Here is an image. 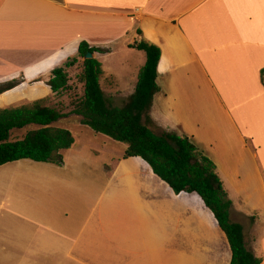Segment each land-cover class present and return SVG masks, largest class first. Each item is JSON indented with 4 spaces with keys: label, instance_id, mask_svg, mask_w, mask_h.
Instances as JSON below:
<instances>
[{
    "label": "crops",
    "instance_id": "obj_1",
    "mask_svg": "<svg viewBox=\"0 0 264 264\" xmlns=\"http://www.w3.org/2000/svg\"><path fill=\"white\" fill-rule=\"evenodd\" d=\"M142 39L161 52L150 130L186 136L214 163L231 221L254 218L245 244L257 257L264 175L248 122L220 89L264 95V0H0V87L18 82L0 93V109L52 96L51 72L81 42L108 51L94 58L119 46L120 67L105 74L102 65V76L115 95L130 97L145 54L129 46ZM80 148L74 139L63 164H47L33 186L23 160L0 167V264H210L222 241L231 257L197 194L176 195L141 158L124 159L125 150L94 163L77 161Z\"/></svg>",
    "mask_w": 264,
    "mask_h": 264
},
{
    "label": "trees",
    "instance_id": "obj_2",
    "mask_svg": "<svg viewBox=\"0 0 264 264\" xmlns=\"http://www.w3.org/2000/svg\"><path fill=\"white\" fill-rule=\"evenodd\" d=\"M140 35V31H137ZM129 48L145 54V64L139 70L133 94L122 107H114L103 92L100 79L101 64L96 58L84 59L87 53L104 54L107 50L90 47L81 42L77 55L69 58L62 67L51 72L47 85L54 95L68 89L67 70L82 59L81 81L83 93L69 115L78 116L82 126L113 142L127 146L123 158L139 157L151 168L154 175L176 194H197L213 214L219 229L225 235L230 252L229 264H262V260L247 249L243 226L232 222V201L216 173L214 163L186 136L174 133L154 134L149 126V111L159 87L157 66L160 49L145 40ZM264 69L261 70V76ZM13 81L0 87V93L17 86ZM66 115L55 108L35 102L30 106L0 109V167L17 161L63 164L64 151L72 148L74 138L70 131L53 125ZM28 127L22 139L11 140V133Z\"/></svg>",
    "mask_w": 264,
    "mask_h": 264
},
{
    "label": "rangeland",
    "instance_id": "obj_3",
    "mask_svg": "<svg viewBox=\"0 0 264 264\" xmlns=\"http://www.w3.org/2000/svg\"><path fill=\"white\" fill-rule=\"evenodd\" d=\"M115 55L113 56H97V60L100 62L101 66L103 65L105 74L111 68H118L120 64L118 62L119 59L124 57L119 49V46L115 47ZM82 59L79 60L78 64L74 67L67 70L68 73V89L66 91L60 92L58 95H53L44 97L34 102L19 104L17 107L21 106H30L35 102H39L41 106L55 108L59 110L61 113L65 114L66 117L59 120L53 126L56 128L67 129L71 132L72 136L76 141V146H81L77 161L85 160L88 162L100 163L109 159L110 155H119L126 150L127 146L125 144L112 142L109 138L102 136L100 134H96L84 127L80 123V118L78 116L69 115V113L73 109V105L77 103L82 97L83 93V84L81 81V72H82ZM134 61H132V64ZM101 88H103L107 97L113 99L114 106H123L128 100V92H124L122 89L121 92L124 93H113L114 89L110 86V78L106 76L101 77ZM262 82L264 84V75L262 78ZM223 93V96L228 99L227 106L232 109L233 114L238 117H243L245 121H247V127L249 124V128L244 129L245 132H252L251 134L246 135V138L249 139L251 144L258 149L257 156L258 162L261 166L263 175H264V95L259 97L258 95L251 94L247 89H220ZM232 90V91H231ZM131 94V93H130ZM15 107V108H17ZM256 127V128H254ZM33 129V127H28L19 131H14L11 133V140H19L24 137V135ZM109 143L113 145V147H109ZM73 152H66L64 155L67 160L71 159L73 156ZM238 154V152H237ZM74 157V156H73ZM75 158V157H74ZM24 161V162H23ZM21 162V166L25 167L24 175H27L31 178L38 176L39 173L47 170V164L44 163H36L29 160H23ZM14 163V162H13ZM17 164H13L12 166H16ZM27 172V173H26ZM32 182V186H33ZM238 196V195H237ZM235 202L238 204L237 200ZM250 206H248L245 210L246 214L250 211ZM234 220L242 222L245 230V237L247 238L248 244L251 243V239H253V235L251 234V226L254 223L253 217H234ZM260 231L262 235L264 234V226L260 227ZM264 240V239H263ZM219 247L223 248L221 254L217 252L215 247H211V255L212 261L210 264H226L227 257H230L229 250H227L224 242H221ZM212 246V244H210ZM222 245V246H221ZM257 257L262 260V264H264V249L262 252L257 254Z\"/></svg>",
    "mask_w": 264,
    "mask_h": 264
},
{
    "label": "water",
    "instance_id": "obj_4",
    "mask_svg": "<svg viewBox=\"0 0 264 264\" xmlns=\"http://www.w3.org/2000/svg\"><path fill=\"white\" fill-rule=\"evenodd\" d=\"M93 55L91 53H87L84 57V59H92Z\"/></svg>",
    "mask_w": 264,
    "mask_h": 264
}]
</instances>
